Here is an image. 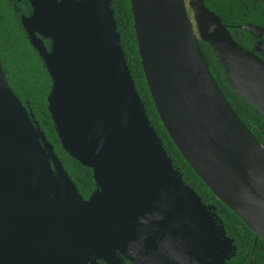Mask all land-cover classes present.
Instances as JSON below:
<instances>
[{
	"label": "water",
	"instance_id": "obj_1",
	"mask_svg": "<svg viewBox=\"0 0 264 264\" xmlns=\"http://www.w3.org/2000/svg\"><path fill=\"white\" fill-rule=\"evenodd\" d=\"M129 1L163 127L214 197L264 241V146L199 46L213 48L233 93L264 118V61L232 35L264 37V28L225 24L204 0ZM30 2L22 26L52 83L49 115L63 150L92 170L95 189L80 195L0 61V264H223L234 248L147 115L113 0Z\"/></svg>",
	"mask_w": 264,
	"mask_h": 264
},
{
	"label": "trees",
	"instance_id": "obj_2",
	"mask_svg": "<svg viewBox=\"0 0 264 264\" xmlns=\"http://www.w3.org/2000/svg\"><path fill=\"white\" fill-rule=\"evenodd\" d=\"M115 19L121 34V45L125 53L132 78L141 100L147 110V115L160 136L164 149L172 159L174 168L179 171L186 184L197 193L214 197L211 191L193 172L183 159L168 133L163 127L154 107L138 54L136 36L133 29V18L129 0H113ZM205 7L215 13L225 24H252L264 28V0H204ZM236 35L246 36L243 32ZM199 46L216 80L221 92L232 109L247 127L251 134L264 146V118L251 108L241 97H238L229 87L222 65L206 43L199 41ZM0 61L6 80L20 102L32 110L40 128L44 131L47 141L53 146L55 154L63 163L66 172L76 185L80 195L87 199L95 189L93 172L69 157L61 147L55 132L51 116L48 112L47 96L51 88V80L37 52L31 47L22 30L16 25L2 23L0 25ZM199 190V191H198ZM222 205L234 219L239 221L244 231H251L224 204ZM264 244L263 240H259ZM239 244V243H238ZM258 245H255L257 248ZM254 253V259L256 258Z\"/></svg>",
	"mask_w": 264,
	"mask_h": 264
},
{
	"label": "flooded vegetation",
	"instance_id": "obj_3",
	"mask_svg": "<svg viewBox=\"0 0 264 264\" xmlns=\"http://www.w3.org/2000/svg\"><path fill=\"white\" fill-rule=\"evenodd\" d=\"M56 1L61 2L62 0ZM112 7L114 8V4H112ZM32 13L33 7L30 0H0V25L2 23H12L19 27L25 36L26 33L22 26L23 19L31 18ZM236 32L238 31H234L233 34H239ZM235 41L239 44L243 51L249 53L251 52L264 61V37H253L248 35L244 37L239 34L236 35ZM44 44L47 48H49L48 41H44ZM208 47L213 50V48L209 45ZM214 54L219 62V57L216 53ZM202 193L203 194L200 195L197 193V195L201 198V202L207 207H214L216 209V211H209L208 209L206 213L207 217L214 222L216 229L224 227L225 237L230 241V245H228V247L231 248V250L234 248V251L232 252L234 253V256H232V253L227 254L226 258L228 259L225 258L223 264H264V244L259 242L260 238H256L252 232L250 234L244 231L241 223L225 211L222 205L217 202L218 200L215 197H212L204 192ZM255 245H258V247L255 248ZM219 247L221 250L223 249L222 245ZM255 252L256 258L254 259ZM124 264L130 263L126 261Z\"/></svg>",
	"mask_w": 264,
	"mask_h": 264
},
{
	"label": "rangeland",
	"instance_id": "obj_4",
	"mask_svg": "<svg viewBox=\"0 0 264 264\" xmlns=\"http://www.w3.org/2000/svg\"><path fill=\"white\" fill-rule=\"evenodd\" d=\"M189 12H190V14H192L191 11H189ZM191 16H192V15H191Z\"/></svg>",
	"mask_w": 264,
	"mask_h": 264
}]
</instances>
